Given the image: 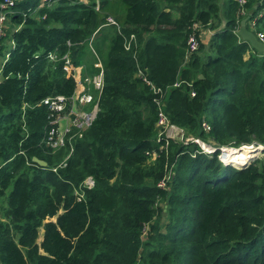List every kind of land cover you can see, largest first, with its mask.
<instances>
[{"label":"trees","instance_id":"obj_1","mask_svg":"<svg viewBox=\"0 0 264 264\" xmlns=\"http://www.w3.org/2000/svg\"><path fill=\"white\" fill-rule=\"evenodd\" d=\"M11 2L0 38V57L2 41L10 47L0 61V264H264V159L237 169L192 144L157 143L153 96L137 78L166 92L163 113L185 136L264 145V53L235 34L246 19L264 40V0ZM112 15L116 25H106ZM104 27L113 34L97 53ZM193 33L198 48L184 63ZM129 35L135 47L125 51ZM89 44L102 67L97 112L52 172L68 151L44 147L39 102L71 95L60 59L80 66ZM252 153L225 152L226 162ZM87 177L93 187L77 201Z\"/></svg>","mask_w":264,"mask_h":264},{"label":"built area","instance_id":"obj_2","mask_svg":"<svg viewBox=\"0 0 264 264\" xmlns=\"http://www.w3.org/2000/svg\"><path fill=\"white\" fill-rule=\"evenodd\" d=\"M237 3L241 6L245 3V0H237ZM11 5V0H3L0 3V38L4 34L3 24L5 22V14L3 10ZM43 6H50L48 0H39L36 9H40ZM95 9H97V4L95 5ZM105 22L106 25H116L109 17L106 18ZM195 30H197V26H193V31ZM255 38L258 42L264 44L263 36L261 34H257ZM185 44L187 47V55L184 58V63L187 61L188 55L197 51L198 42L194 33L187 37ZM66 46L69 47V44L66 43ZM132 47H135V39L132 35H129L123 40V49L128 51ZM46 58L48 61L54 62L56 60V55L54 52H51L47 54ZM60 60L62 62L61 70L63 74L70 76L73 80V91L71 95L67 97L55 95L45 97L39 102V104L45 108L47 114L46 123L48 129L43 143L44 147L48 148L52 153L63 148H66L68 151L67 156L59 162L57 167L52 169V172H55L56 168L64 166L66 159L72 153L73 142L81 139L84 130L92 123L97 112L98 99L103 87L102 67L98 62L93 65V67L97 69L96 74L92 76H82L80 72L81 67L72 66L68 53L64 54ZM137 78H139L141 82L149 88L153 96L152 103L155 105L157 111V118L155 121V126L157 128L155 141L157 143L160 141H164V144H167V141H174L176 143L180 141V143H182V141H184L183 143L190 141L191 144L193 143L198 149L195 152L206 156L216 154V160L223 166L227 165L225 151L230 150L232 152L238 149L246 148L247 146H250V149L253 147L252 151H254L255 156L249 158L241 166H236L237 168L245 167L251 161L258 159L259 156H264V145H241L237 148L231 145L213 147L198 138H191L189 140L183 138V132L173 124L169 123L163 113L162 103L166 92L155 89L139 71L137 72ZM174 86H176V84H174L173 87ZM91 92H93V94H91ZM190 96L193 97V93H190ZM85 106L90 107L84 110L83 108ZM60 122H64V125L61 126ZM201 128L203 131H207L208 129L204 123L201 124ZM149 155L150 162H153L155 154L150 153ZM168 179V175L164 176L162 180L159 181L157 187L162 188L164 186V182ZM92 187L93 181L89 177L85 178L78 190L74 193L76 200L79 201L82 198L83 190H90Z\"/></svg>","mask_w":264,"mask_h":264},{"label":"rangeland","instance_id":"obj_3","mask_svg":"<svg viewBox=\"0 0 264 264\" xmlns=\"http://www.w3.org/2000/svg\"><path fill=\"white\" fill-rule=\"evenodd\" d=\"M57 0H48V2L50 3V5H52V4H54L55 2H56ZM115 1V5H118V3H119V0H114ZM116 15H118V14H116ZM115 16H111V17H109V18H114ZM4 44V48H3V50H2V56L0 57V61H2V58L5 56V53L7 52V51H9V49H10V47H9V44H8V39H6V40H4V42L2 41V45ZM96 44V43H95ZM88 48H89V50L90 49H93L92 48V46L89 44L88 45ZM103 49H104V47H103V42H102V40H100L99 39V37H98V43L96 44V50H97V53L98 52H103ZM87 50V49H86ZM87 52H88V50H87ZM96 53V54H97ZM89 55H90V53H89ZM88 55V53H87V55H85L84 57H82L81 58V66H82V69H81V71H82V73H87L88 75H92V73L89 71V66H90V63H91V58H92V53H91V57ZM246 57H244V59H245ZM94 63H96V62H94ZM91 94H93V92H91ZM60 125L61 126H63L64 125V122H60ZM184 136L185 135H183V138H184ZM186 138L185 139H187V140H189V139H191V138H194V137H190V136H185ZM181 142V141H180ZM180 142H178L179 144H182V145H186V144H191V142L190 141H187V142H185V143H183L184 141H182V143H180ZM206 144H208V145H210L209 143H206ZM192 145H194L193 143H192ZM210 146H212V145H210ZM253 148V147H252ZM252 148L250 149V146L248 147H246V149H248V150H250V151H252ZM229 149V148H228ZM238 150H240V149H238ZM226 152V151H225ZM255 153H252V154H250V155H248L249 156V158L250 157H252L253 155H254ZM240 155H242V157H246V155H244L243 153H240ZM255 156V155H254ZM155 158H157V156L155 155ZM262 159H264V156H259L258 157V159L257 160H262ZM247 161V159L245 158L244 159V163ZM226 166H232V167H234V168H237L236 166H241V165H238V164H235V163H232V164H227ZM237 169H239V168H237ZM4 204H5V202L3 201V203L1 204V205H3L4 206ZM2 206V207H3ZM1 211V210H0ZM2 217H1V212H0V219H1ZM52 221L54 220V219H51ZM40 232H41V230H40Z\"/></svg>","mask_w":264,"mask_h":264},{"label":"water","instance_id":"obj_4","mask_svg":"<svg viewBox=\"0 0 264 264\" xmlns=\"http://www.w3.org/2000/svg\"><path fill=\"white\" fill-rule=\"evenodd\" d=\"M245 22H246V19H242L239 22L238 28L235 32L236 36L241 41L246 42L250 46V48H252L253 50L259 53H264V44L258 42L254 34L245 28ZM31 161L41 168H44L46 166V164L43 161L37 160L36 158H32Z\"/></svg>","mask_w":264,"mask_h":264},{"label":"crops","instance_id":"obj_5","mask_svg":"<svg viewBox=\"0 0 264 264\" xmlns=\"http://www.w3.org/2000/svg\"><path fill=\"white\" fill-rule=\"evenodd\" d=\"M109 17H111V16H109ZM112 20L114 21L113 18H112ZM114 22H115V21H114ZM248 31H249V30H248ZM250 32H251V31H250ZM211 33H212V32L209 31V30H206V31H199V34H200V37H201L203 43H205V42L208 40V37H209V35H210ZM112 34H113V32H112V30H110V28H108V27H104V28L102 29V34L98 35V37H99L100 40H102V42H103V47H104V45L106 46V44H107V42H108V40H109V37H111ZM90 51H91L92 55L95 57V62H98V63L101 65L100 61L96 58V54L94 53L93 49H90ZM94 64H95V63L93 62L92 67H93ZM79 67H81V69H82V66H81V65H80ZM93 68H94V67H93ZM94 69H95V68H94ZM80 72H81V75H82V76H84V75H88L87 73H82L81 70H80ZM96 73H97V72H96ZM96 73H95V74H96ZM92 75H94V74H92ZM92 75H88V76H92ZM89 107H90V106H85L83 109L86 110V109H88Z\"/></svg>","mask_w":264,"mask_h":264},{"label":"bare ground","instance_id":"obj_6","mask_svg":"<svg viewBox=\"0 0 264 264\" xmlns=\"http://www.w3.org/2000/svg\"><path fill=\"white\" fill-rule=\"evenodd\" d=\"M242 149H246V148H242ZM242 149H240V150H242ZM240 150H236V151H232V152L229 150V151H226V153H236V152H238V151H240ZM226 163H227V162H226Z\"/></svg>","mask_w":264,"mask_h":264}]
</instances>
